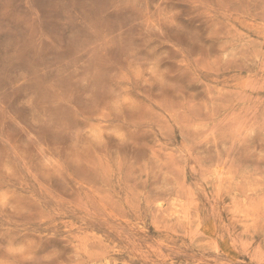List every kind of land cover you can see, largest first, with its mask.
I'll list each match as a JSON object with an SVG mask.
<instances>
[{"label":"rangeland","instance_id":"1","mask_svg":"<svg viewBox=\"0 0 264 264\" xmlns=\"http://www.w3.org/2000/svg\"><path fill=\"white\" fill-rule=\"evenodd\" d=\"M0 264H264V0H0Z\"/></svg>","mask_w":264,"mask_h":264}]
</instances>
